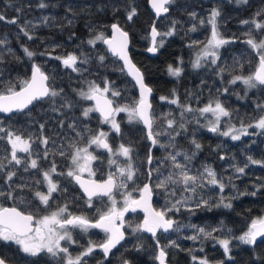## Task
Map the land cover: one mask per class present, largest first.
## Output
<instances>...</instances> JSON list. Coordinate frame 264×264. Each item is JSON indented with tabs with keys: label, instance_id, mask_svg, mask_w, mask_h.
<instances>
[{
	"label": "trees",
	"instance_id": "1",
	"mask_svg": "<svg viewBox=\"0 0 264 264\" xmlns=\"http://www.w3.org/2000/svg\"><path fill=\"white\" fill-rule=\"evenodd\" d=\"M41 2L46 7L40 8L38 5ZM167 6L169 11L155 21V26L163 34L175 24L174 34L158 37V42L163 39V46L158 48L155 56H150L144 49L150 41L149 30L154 16L148 9L147 0H0V15L5 17V20L0 21V41H4L0 44V91H4L9 82L18 88L23 80L29 78L33 63L39 65L49 76L48 83L52 87L57 91L63 90L60 96L35 101L22 112L0 114V127L26 139L31 136L34 141L31 158H37V153L40 157L43 156L45 146L39 143V139L47 137L50 155L47 160L38 159V163L44 170H48L54 161L57 172L66 173L72 151L69 145H85L93 132L108 128L106 124L100 123L97 113H90L88 118L82 115L92 101L83 100L78 95L79 91H87L89 82L104 87V81L107 80L121 93V96L114 98L119 105H131L138 100L136 87L127 73L121 71L123 67L117 57L107 52L102 41H97L95 46L87 43L100 33L107 35L110 24L117 22L128 32L132 44L131 57L142 70L146 83L153 89V131L162 132L167 129L165 118L176 121L172 129H167L175 136L174 147L166 150L159 146L151 148L141 122L130 123L125 113L116 116L121 131L116 133L111 129L108 142L113 148L121 143L131 146L133 162L138 168L134 182H128V188L122 191L130 192L132 196L137 195L139 188L149 178V170L159 168V172L153 171L152 178L149 179L154 195L153 204L157 209L170 207V201L180 199L182 194L190 197L187 205L191 210L181 207L178 212L168 213V217H173L182 226L180 231L157 233L160 245L165 246L168 253V261L176 264H196L191 259L192 255H196L206 257L212 264H264V238L254 245L232 239L229 254L231 258L212 239L192 241L185 238L196 233V229L190 227L196 225L209 230L221 229L213 235L231 239L246 232L252 220L264 216V164H252L248 160L251 157L264 162V131L249 128L248 131L252 134L242 136L238 141L220 134L228 130L229 126H246L264 115V86L249 89L241 81L230 83L237 75L252 74L258 64L257 53L245 41L248 38L247 33L251 32L257 38L261 33L254 26L242 24L241 21H251L253 18L264 21V16L256 15L264 12V0H248L247 3L239 4L236 0H174ZM131 7L136 8L137 14L129 21L127 13ZM214 8L221 13L217 18L219 31L229 43L217 50L218 59L215 64L211 63V59H205L201 67L194 68L196 53L210 38L211 26L207 24V20ZM192 13H195V17ZM13 19L17 21L15 24L8 22ZM201 20L205 23L201 24ZM22 27L33 36L32 40L24 36ZM193 27L195 31L191 30ZM24 47L37 55L29 59L23 52ZM69 54L78 56L79 61L87 60V63L78 61L80 71L74 72L63 65L62 59ZM101 55L105 57L103 63L98 59ZM169 65L181 67V75H170ZM162 96L168 97V100L178 98L179 104L161 100ZM217 101L230 112V117H222L219 131L214 133L208 129L211 114H201L198 109L210 102L214 106ZM66 103H71L72 107L65 106ZM185 105L191 106L193 111L184 112L182 117L181 106ZM181 123L184 124L183 128L179 126ZM42 124L43 129L40 127ZM177 132L180 134L175 135ZM77 133L81 135L78 136ZM0 137H3L0 139V164L4 166L0 170V190H9V185L5 183V176L9 171L17 173L11 182L12 188L18 184L29 186L22 191L16 190L14 194L20 199L0 197V203L15 205L35 216L67 204L70 212H82L90 220L96 219L106 209L107 201L104 198L94 200L93 207H87L83 195L72 179L55 174L53 180L67 191L54 193L49 205H42L35 197L36 191L47 190L45 184H36L37 180H42L41 173L36 169L25 172L23 165L9 164L11 147L7 142L6 132H0ZM159 139L168 143L169 137L161 136ZM193 139L201 145L200 149L195 148ZM150 148L153 163L148 166ZM61 150L65 151L63 157L59 155ZM175 151L191 157L190 161H185L182 156L177 159L186 163L192 174L203 172L205 166L211 167L226 184L223 193L218 187L211 185L197 188L195 193L183 192L181 186L175 185L169 189L171 191L172 187L175 188V196L165 195L162 189L155 186L157 176H167L172 170L171 162L164 161V157L168 152ZM19 156L28 158V154L23 152ZM221 156L225 159H220ZM106 158L105 153H102L101 158L94 163L95 176L98 178L115 171L116 166H108ZM121 163L123 165L124 160ZM245 164L248 166L243 174L235 171L234 165L243 167ZM245 192L248 194H240ZM252 192H256V195H251ZM222 197L224 203H231V208L223 207ZM200 200H207L208 206L196 207ZM140 219L139 212L127 215L125 238L111 252L106 264H120L124 260H129L131 264H158L155 259V240L144 232H133ZM80 239L86 245L89 241L98 244L104 236L92 229L85 236H80ZM170 240L176 241L179 247H167ZM200 248H203L202 252L199 251ZM0 255L11 264H58V258L47 253L28 255L13 242L0 241Z\"/></svg>",
	"mask_w": 264,
	"mask_h": 264
},
{
	"label": "snow or ice",
	"instance_id": "2",
	"mask_svg": "<svg viewBox=\"0 0 264 264\" xmlns=\"http://www.w3.org/2000/svg\"><path fill=\"white\" fill-rule=\"evenodd\" d=\"M152 9L155 11L157 17L169 11L170 5L174 0H149ZM248 0H236V3H247ZM40 8L46 7V5L41 2L38 5ZM136 8L131 7L127 13V19L131 21L136 15ZM195 17V13L191 14ZM221 15L218 9H212L207 20V24L211 26V35L204 44L201 52L197 54L195 61L193 62L194 68L201 67L202 59H207L211 57V63L215 64L218 59L217 49L221 46L229 43V40L222 37L221 32L218 28V17ZM257 16H264V12H258ZM5 20L4 15H0V21ZM47 18L45 17V21ZM9 23L15 24L17 21L15 19L8 21ZM31 23V22H29ZM205 21L201 20V24ZM242 24H250L254 26L256 30L261 33L260 37L252 35L251 32L247 33V39L245 43L257 53L258 65L255 71L248 76H235L230 83L235 84L237 81H241L249 89L257 88L258 86H264V21H258L253 18L251 21L244 20L241 21ZM111 36H105L104 33H100L95 36L94 39H89L88 44L95 46L97 41H102L107 45L108 51L112 55L118 57L123 61V68L127 69V74L132 76L135 80L136 85L139 86V99L136 100L131 105H119L114 98L121 96L120 91L116 90L112 86V82L105 80L104 87H101L95 82H89L88 90L84 91L81 89L78 95L87 101H94V105L87 107L83 110L82 115L85 118L89 117L90 113H99L100 123L107 124L111 126V129L120 133V124L117 122L116 116L119 113H126L128 121L131 122H141L147 128V138L151 141L153 146H159L164 149L169 147H174L173 141L175 136L172 135L167 129H172L176 124L174 119H166L167 129L162 132H154V116L152 114V105L149 100V96L152 93V89L148 87L144 82L143 74L140 69L132 63L131 58L128 54L129 45V34L127 31L123 30L118 23H112L110 25ZM195 31V27L191 29ZM175 24L173 28L167 33H160L156 26L153 25L151 28V41L152 46L147 49V51L155 53L158 51L159 47L163 46V39L157 41L158 37L161 36H171L174 34ZM24 36L29 40L33 39L29 31L25 28H21ZM4 41H0V44ZM9 51H11L9 49ZM24 54L32 59L37 53L33 52L27 47L23 48ZM40 55H45L46 53H39ZM56 59H61L56 57ZM99 61L103 63L105 57L103 55L98 57ZM2 61V57H0ZM79 57L75 54H69L66 58L62 59V63L65 67L71 68L72 71L78 72L80 68L78 67ZM80 63H87V60L79 61ZM243 65H241L242 67ZM183 69L181 67L168 66V72L170 75L179 77ZM49 76L46 75L41 67L35 63L31 67V76L21 82L19 90L14 83L9 82L4 91H0V113H13L22 112L33 104L34 101L43 100L45 98H56L60 96L62 89L57 91L49 83ZM227 91V89H225ZM111 97V98H110ZM161 100H168V97H160ZM171 104H179L178 98H173L168 100ZM67 107H72L71 103H66ZM183 111L181 116L183 117L184 112H192L191 106H181ZM201 114L211 113L214 120L209 121L210 127L209 131L218 132L222 117H230V112L220 103L215 102V105L210 102L207 106L198 109ZM181 128L184 124L179 125ZM41 129L44 128L42 124ZM70 127H74L70 125ZM249 128H255L264 131V115L260 116L254 123L243 125L239 128L235 126H229L227 131L220 132L223 136H230L233 141H238L242 136H247L249 133ZM0 132H6L7 142L11 145L10 159H8L9 164L23 165V170L28 172L30 169L38 170L42 175V180H37L36 184H45L47 191H36L35 197L39 202L48 206L49 202L53 199V194L57 192L67 191L66 188L62 189L57 181L53 180V175L65 176L71 178L79 185L82 189L84 195L86 196V204L88 207H93L94 198L107 197L111 202V206L105 212H100L99 218L95 221L90 220L85 215H75L69 211L68 205L65 204L60 206L56 211L51 212L49 215L35 216L32 213H26L20 208L12 206L7 207L0 203V241L13 242L20 246V250L28 255L37 256L40 253H47L53 258H58V264H87L85 257L90 256L96 248L103 251L105 258L108 257L109 253L115 248L122 240L125 238V233L122 230L125 220V214L128 212H135L137 209L143 210L145 213L142 223L135 225L133 232H146L150 233L152 238L155 240L158 254L155 259L159 264H166L167 251L165 246H161L159 239L157 238L158 232L168 233L170 231L179 232L181 225L168 217L169 212L180 211L181 207L188 208L187 201L190 197L181 196L180 199L175 201H170L171 206L166 207L161 210H156L152 207V196L153 189L148 183H145L142 188L139 189V198H134L130 192L120 193L123 195V206H117L116 194L120 192L121 189L128 188V182L135 180L138 168L133 162V149L131 146H126L121 143L117 148L113 149L112 145L108 142L109 133L103 130L93 132L90 138H88L86 147L78 146V143H71L69 147L72 149L69 159L70 166L66 173H58L55 162L53 161L48 170H44L38 163V159L47 160L50 153L47 149L49 139L47 137H42L39 139V143L45 146L43 156L40 157L37 153V158H31L33 155L32 145L34 141L32 137L29 136L27 139L18 135L12 131H7L3 127H0ZM180 133H175L179 135ZM77 135H81L77 133ZM168 136V143L162 142L159 137ZM3 137H0L2 139ZM196 149H200L201 145L197 143L194 139L192 141ZM95 145L96 148H102L106 150L109 154V165H115V171L108 173L107 178L102 181H97L91 179L96 175L95 171L92 169V162L97 160L98 157L93 155L89 151V148ZM18 152H23L28 154V158H22L18 156ZM60 156H65V151L61 150L59 152ZM183 157L185 161H190L191 157L186 153H181L180 151L168 152L164 157V161L171 162L172 170L169 171L167 176L163 174L157 176L156 187L162 189L167 196H175L176 190L174 187L169 190L171 186H181L183 192L195 193L197 188H204L207 185L215 186L219 188V191L223 193L226 184L223 180L217 177V173L208 166H205L203 172L199 174H192L191 169L186 163H181L177 158ZM113 157H123L124 163L121 165L118 159ZM220 159H225L221 156ZM248 160L252 164H264V162L253 160L248 157ZM147 162L149 165L153 163V157L151 155V149L149 150V155L147 157ZM163 163V161H162ZM248 165L245 164L243 167L235 166V171L237 173L243 174L245 168ZM3 165L0 164V170L3 169ZM159 172V168L150 169L148 172L149 179L152 178V172ZM84 173H87L89 179H84ZM16 171H9L5 176V183L9 185L8 191L0 190V197H4L9 200L20 199L14 193L17 189L23 190L29 187L27 184H18L15 188H12L13 178L16 177ZM233 187H235L233 185ZM241 195H247L248 193H240ZM251 195H256V192H252ZM21 202L23 200L21 199ZM221 203L225 208H231V203H224L223 197L221 198ZM208 206L207 200H200L196 207ZM220 206V205H217ZM188 210H191L188 208ZM193 229H196V233L191 236L185 237L186 239L197 241L203 239H212L223 249L226 256L230 257V245L232 239H238L241 243L247 245H253L257 242L258 237H264V217H259L252 220L248 230L238 237L229 238H218L213 235L221 229L213 228L206 229L204 227H197L196 225H190ZM91 228L101 229L107 234V239L99 244H93L89 242L87 248L80 252L79 254L73 256L69 251V246L71 244L78 243L73 237V230L79 229L81 232H87ZM230 232V230H227ZM65 242L62 244L61 242ZM167 247H179L176 241L170 240ZM199 251H203L200 248ZM193 262L196 264H210L206 257H198L192 255ZM0 264H7L6 258L0 257ZM123 264H130L129 261L124 260Z\"/></svg>",
	"mask_w": 264,
	"mask_h": 264
},
{
	"label": "water",
	"instance_id": "3",
	"mask_svg": "<svg viewBox=\"0 0 264 264\" xmlns=\"http://www.w3.org/2000/svg\"><path fill=\"white\" fill-rule=\"evenodd\" d=\"M147 6H148V9L150 10V12L153 14V16H154V20H153V22H152V24H151V26H150V30H149V37H150V41H149V44H148V46L144 49V52L146 53V54H148V55H150V56H155L156 55V53L157 52H155V53H152V52H149V51H147V49L149 48V47H151L152 46V41H151V28H152V26L153 25H155V21L160 17H157L156 16V14H155V11L152 9V6H151V4H150V2H149V0H147ZM165 14H167V13H164V14H162L161 16H163V15H165ZM112 23H117V22H112ZM111 23V24H112ZM110 24V25H111ZM121 28H123V27H121ZM123 30H125V29H123ZM126 31V30H125ZM105 36H108V37H110L111 36V28L109 29V33L107 34V35H105ZM103 43V42H102ZM104 44V43H103ZM104 46L106 47V49H107V52L109 53V54H111V52H109L108 51V48H107V45H105L104 44ZM132 48V44H131V41H130V37H129V45H128V54H129V57L131 58V60H132V63H134L135 65H136V67L137 68H139V66L133 61V59H132V57H131V54H130V49ZM112 55V54H111ZM112 56H114V55H112ZM117 59L121 62V64H122V67H123V61L122 60H120L118 57H117ZM258 65V64H257ZM257 67V66H256ZM140 69V68H139ZM256 69V68H255ZM124 71L127 73V69H124ZM140 71H141V73L143 74V72H142V70L140 69ZM255 71V70H254ZM46 74V73H45ZM47 75V74H46ZM128 75V74H127ZM30 76H31V73H30ZM30 76H29V78H30ZM129 76V78L133 81V83H134V85H135V87H136V90H137V93H138V99H139V95H140V92H139V86L138 85H136V82H135V80L132 78V76H130V75H128ZM143 77H144V75H143ZM144 82H145V84L148 86V87H150L151 88V86L149 85V84H147L146 83V81H145V79H144ZM152 89V88H151ZM17 90H19V87L17 88ZM152 96H153V89H152V93H151V95L149 96V100H150V103H151V105H152V101H151V99H152ZM35 102V101H34ZM94 101H92V104L94 105ZM30 106V105H29ZM1 115H8V114H10V113H0ZM98 115H99V113H97ZM142 124V126L144 127V130H145V134H146V136H147V128L143 125V123H141ZM209 129V128H208ZM149 140V139H148ZM150 141V140H149ZM150 143H151V141H150ZM152 143H151V148H152ZM150 148V149H151ZM147 165L149 166V164H148V162H147ZM107 178V176L106 177H104V178H102V179H97V178H95V177H91V179H94V180H97V181H102V180H104V179H106ZM84 179H89V177L87 176V175H84ZM73 182L75 183V185L79 188V190L81 191V193L83 194V196H85L84 195V193H83V191H82V189H80V187H79V185L78 184H76V182L73 180ZM145 183H148V184H150V181H149V178L144 182V184ZM144 184L141 186V188L144 186ZM139 196H140V192H139V194L136 196V197H134V198H139ZM154 196V195H153ZM153 196H152V201H151V203H152V207L153 208H155L156 210H159V209H157L155 206H154V204H153ZM86 197V196H85ZM4 206H7V207H12V206H15V205H4ZM15 207H17V206H15ZM19 208V207H18ZM23 211V210H22ZM24 212H26V211H24ZM135 212H139L142 216H141V219H140V223H142L143 222V219H144V215H145V213L143 212V210H141V209H137ZM26 213H30V212H26ZM129 213H131V211L130 212H128V213H126L125 214V217H126V215L127 214H129ZM125 217H124V220H125ZM264 217V216H263ZM170 218H172L173 220H175L173 217H170ZM98 219V218H97ZM92 221H95V220H92ZM123 231H124V228L122 229ZM124 233H125V231H124ZM144 233H146V232H144ZM147 235H149V236H151V234L150 233H146ZM152 237V236H151ZM264 237H258L257 238V242H259L260 240H262ZM123 242V240L120 242V243H122ZM256 242V243H257ZM119 243V244H120ZM118 244V245H119ZM254 245V244H253ZM158 254V249H157V253H156V255ZM0 257H2L1 255H0ZM127 261H129V260H127ZM130 262V261H129ZM157 263L159 264V262L157 261ZM7 264H11V263H9L8 261H7ZM123 264V263H122ZM130 264H131V262H130ZM166 264H176V263H174V262H170V261H168L167 259H166Z\"/></svg>",
	"mask_w": 264,
	"mask_h": 264
},
{
	"label": "flooded vegetation",
	"instance_id": "4",
	"mask_svg": "<svg viewBox=\"0 0 264 264\" xmlns=\"http://www.w3.org/2000/svg\"><path fill=\"white\" fill-rule=\"evenodd\" d=\"M95 163V161L93 162V170H94V164ZM85 175V174H84ZM108 175V174H107ZM107 175H105L104 177H106ZM88 176V175H87ZM95 178H97V179H102V178H104V177H102V178H98V177H96V176H94ZM73 181V180H72ZM74 183V182H73ZM75 184V183H74ZM77 187V186H76ZM78 188V187H77ZM141 188V187H140ZM139 188V189H140ZM79 189V188H78ZM80 191V190H79ZM80 193H81V191H80ZM120 193H124L123 191H122V189L120 190V192L119 193H117L116 194V197L118 198V200H120L119 199V197H121L122 195L120 194ZM82 194V193H81ZM138 194H139V190H138ZM137 194V195H138ZM83 195V194H82ZM137 195H135V196H133V197H136ZM84 197V199H85V201H86V197L85 196H83ZM101 198H104V199H106V201H107V204H108V198L107 197H101ZM94 200H100V198H94ZM93 200V201H94ZM86 206H87V204H86ZM123 206V205H122ZM60 207V206H59ZM59 207H57V208H54V209H52V210H56V209H58ZM88 207V206H87ZM107 209H108V205H107V207H106V209L105 210H103L102 212H105V211H107ZM22 210V209H21ZM52 210H50V211H52ZM24 211V210H23ZM49 211V212H50ZM26 212H28V211H26ZM31 213V212H30ZM48 213V212H47ZM73 214H75V215H85V214H83L82 212H72ZM132 213V212H131ZM33 214V213H32ZM44 214H46V213H44ZM44 214H42V215H44ZM130 214V213H129ZM34 215V214H33ZM41 215V216H42ZM128 215V214H127ZM127 215H126V217H127ZM86 216V215H85ZM142 216V215H141ZM126 217H125V219H126ZM97 218H99V215L97 216ZM96 218V219H97ZM96 219H93V220H96ZM123 228H124V231H125V223H124V226H123ZM92 229H96V228H91V229H89L86 233L85 232H81L80 230H78V229H75V230H73V237H74V239L75 240H77L78 241V243H76V244H71V245H67V246H69V251L71 252V254L73 255V256H75V255H77V254H79L80 252H82V251H84L86 248H87V246H88V244L86 245V243H81V242H83L81 239H80V236H82L83 234H84V236L86 235V234H88L89 232H91L92 231ZM96 232H100L101 234H103V236H104V239L102 240V242H100V243H98V244H96V245H99V244H101V243H103L106 239H107V234L106 233H104L101 229H96ZM90 242V241H89ZM63 244H65V242H63ZM93 244H95V243H93ZM118 247V245L115 247V248H117ZM115 248H113L112 249V251L115 249ZM111 251V252H112ZM111 252L109 253V255L111 254ZM109 255H108V257H109ZM107 257V258H108ZM107 258H105V256H104V253H103V251L101 250V249H99V248H96L95 250H94V252L90 255V256H88V257H85V260H86V262H87V264H106V260H107ZM123 262H121L120 264H122Z\"/></svg>",
	"mask_w": 264,
	"mask_h": 264
},
{
	"label": "rangeland",
	"instance_id": "5",
	"mask_svg": "<svg viewBox=\"0 0 264 264\" xmlns=\"http://www.w3.org/2000/svg\"><path fill=\"white\" fill-rule=\"evenodd\" d=\"M204 47V46H203ZM203 47H201L199 50H198V52L196 53V56H195V58H194V61H195V59H196V57H197V54L199 53V52H201V50L203 49ZM218 50V49H217ZM216 50V51H217ZM207 59H211V57H208ZM203 60H205V59H202V61H201V63L203 62ZM173 99V98H172ZM93 104H91V106H92ZM121 106H124V105H121ZM126 114V113H125ZM211 114V113H210ZM127 115V114H126ZM211 116H212V114H211ZM215 119V117H213L212 116V118H211V120H214ZM107 125V124H106ZM108 126V128L107 129H104V128H102L101 130H103V131H105V132H108L109 133V131H111V126L110 125H107ZM225 131H227V130H225ZM23 137V136H22ZM25 138V137H24ZM26 139V138H25ZM86 146H88L87 144H85V145H82V146H80V147H86ZM10 147H11V145H10ZM118 147V146H117ZM117 147H115V148H117ZM115 148H113V149H115ZM10 151H11V149H10ZM89 151L90 152H92V154L93 155H95V156H97L98 158H101V155H102V153H105V155H106V160H108L109 161V154H108V152L106 151V150H104V149H102V148H96L95 147V145H92L90 148H89ZM105 151V152H104ZM19 153L20 152H18V156H19ZM113 158H115V159H118L119 160V162L121 163V161L122 160H124V158L123 157H113ZM96 161V160H95ZM94 162V161H93ZM93 162H92V169H93ZM121 165H122V163H121ZM108 166H110L109 165V163H108ZM68 171V170H67ZM85 175H87V173H84ZM47 191V190H46ZM119 199L120 200H118V198L116 197V200H117V206L118 207H122V205H123V199H124V197H123V195L121 196V197H119ZM108 208L111 206V202L108 200ZM57 210V209H56ZM56 210H52V211H50V212H48V213H46V214H44V215H49V214H51V212H53V211H56ZM108 210V209H107ZM43 216V215H42ZM263 217V216H262ZM79 230V229H78ZM62 244H63V241L61 242ZM19 246V245H18ZM20 247V246H19ZM210 264H212V263H210ZM215 264H219V263H215Z\"/></svg>",
	"mask_w": 264,
	"mask_h": 264
}]
</instances>
